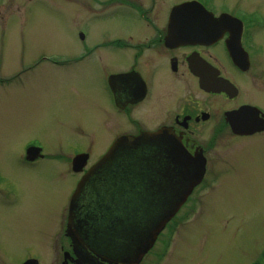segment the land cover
Instances as JSON below:
<instances>
[{
    "label": "rangeland",
    "instance_id": "374dc122",
    "mask_svg": "<svg viewBox=\"0 0 264 264\" xmlns=\"http://www.w3.org/2000/svg\"><path fill=\"white\" fill-rule=\"evenodd\" d=\"M100 5L91 0H0V264H17L7 249L22 252L43 228H51V239L60 246L61 239H54L57 224L63 223L77 179L69 163L85 144L93 143L95 152L110 129L103 43L121 31V23L107 26L122 15H110L116 4L105 6L110 9ZM52 53L57 55L53 64L41 61V54ZM229 139L217 137L207 152L208 168L231 149ZM29 141L43 147L33 164L23 158ZM218 171L221 181L197 189L195 208L175 229L158 264H249L255 259L247 235L250 223L258 221L255 233L258 240L264 238V150L250 147L235 162L228 157ZM48 250L47 245L42 264H54Z\"/></svg>",
    "mask_w": 264,
    "mask_h": 264
},
{
    "label": "flooded vegetation",
    "instance_id": "af4514ba",
    "mask_svg": "<svg viewBox=\"0 0 264 264\" xmlns=\"http://www.w3.org/2000/svg\"><path fill=\"white\" fill-rule=\"evenodd\" d=\"M91 1L100 2L103 8L116 4L113 8L117 9H112L110 15L120 12L122 16H114L107 27L121 23V31L107 37L103 43V90L113 113L108 123L110 129L106 130L107 135L95 150V156L93 143L77 151L76 154H86L82 171H73L70 161V172L77 178L75 185L85 170L120 136L164 134L167 140H172L163 145L164 150L172 149L175 140L189 157L198 154L204 158L199 183L137 263L158 264L170 246L175 229L195 208L199 199L197 189L221 181L218 169L228 157L235 162L246 156L250 147L264 150V0L261 5L254 0L250 3L249 0H232L222 4L217 0H197L212 14L214 32L211 39L205 40L200 38L201 33L189 31L186 34L191 39L186 41L170 40V23L206 20L199 9L186 12L188 15L182 12L173 15L175 6L192 0ZM81 36L80 39L85 37ZM88 55L87 50L85 58ZM40 58L46 64H53L57 55L41 54ZM110 58L111 64L108 63ZM228 112L236 121L239 114L241 121L247 124L242 133L231 129L225 119ZM206 126L207 135L202 140ZM219 135H230L226 145L234 143L212 168H208L207 152ZM243 139L245 141H241ZM36 147L39 149L31 151L35 157L26 158L27 149ZM42 151L41 144L29 141L24 149V161L35 163ZM68 202L66 215L61 216L63 223L57 224L58 236L54 237L56 241L61 239L60 246L51 239L54 234L51 228H43L36 234L37 241L25 246L22 252L7 249L8 258L11 256L10 260L17 264L28 259L42 264L48 245V254L52 252L54 264H78L71 239L65 232ZM259 227L258 221L250 223L252 231L249 239L247 235V247L255 259L249 264H264V238L258 240L255 233ZM86 250L92 259L96 257L89 248Z\"/></svg>",
    "mask_w": 264,
    "mask_h": 264
},
{
    "label": "water",
    "instance_id": "95a60500",
    "mask_svg": "<svg viewBox=\"0 0 264 264\" xmlns=\"http://www.w3.org/2000/svg\"><path fill=\"white\" fill-rule=\"evenodd\" d=\"M198 9L206 20L170 23V40L191 39L186 34L189 31L201 33L205 40L212 38L213 17L203 8L188 2L175 6L173 15ZM225 119L235 132L246 129L239 114L238 121L230 112ZM167 142L172 140L164 134L120 136L77 182L68 204L65 232L78 264H137L198 183L204 158L189 157L175 140L172 149L164 150ZM30 150L28 159L35 157ZM85 159V154L75 156L73 169L81 170Z\"/></svg>",
    "mask_w": 264,
    "mask_h": 264
}]
</instances>
